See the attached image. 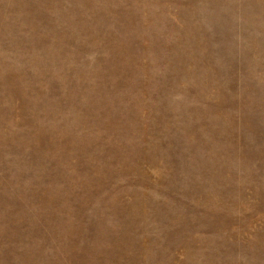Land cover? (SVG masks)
I'll return each mask as SVG.
<instances>
[{"label":"rangeland","instance_id":"obj_1","mask_svg":"<svg viewBox=\"0 0 264 264\" xmlns=\"http://www.w3.org/2000/svg\"><path fill=\"white\" fill-rule=\"evenodd\" d=\"M0 264H264V0H0Z\"/></svg>","mask_w":264,"mask_h":264}]
</instances>
